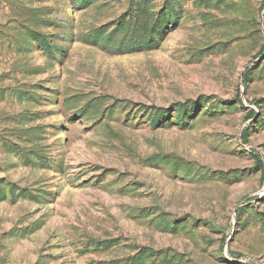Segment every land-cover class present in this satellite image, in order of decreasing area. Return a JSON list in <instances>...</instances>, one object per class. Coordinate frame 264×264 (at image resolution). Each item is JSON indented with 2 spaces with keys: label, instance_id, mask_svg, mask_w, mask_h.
Segmentation results:
<instances>
[{
  "label": "rangeland",
  "instance_id": "374dc122",
  "mask_svg": "<svg viewBox=\"0 0 264 264\" xmlns=\"http://www.w3.org/2000/svg\"><path fill=\"white\" fill-rule=\"evenodd\" d=\"M0 264H264V0H0Z\"/></svg>",
  "mask_w": 264,
  "mask_h": 264
},
{
  "label": "trees",
  "instance_id": "16d2710c",
  "mask_svg": "<svg viewBox=\"0 0 264 264\" xmlns=\"http://www.w3.org/2000/svg\"><path fill=\"white\" fill-rule=\"evenodd\" d=\"M135 14L133 18L120 21L117 28H115L107 37L106 41L111 43L115 41V47L120 54H126L133 52L136 48L138 51L148 48L155 39L154 33L159 34L161 29L157 27V23H150L145 12ZM157 28L159 30H157ZM181 111L184 110V106L180 105ZM157 119V118H155Z\"/></svg>",
  "mask_w": 264,
  "mask_h": 264
}]
</instances>
